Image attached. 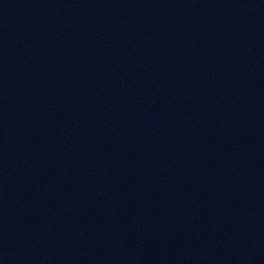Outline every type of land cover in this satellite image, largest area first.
Instances as JSON below:
<instances>
[{"label":"water","instance_id":"water-1","mask_svg":"<svg viewBox=\"0 0 264 264\" xmlns=\"http://www.w3.org/2000/svg\"><path fill=\"white\" fill-rule=\"evenodd\" d=\"M0 264H264V0H0Z\"/></svg>","mask_w":264,"mask_h":264}]
</instances>
